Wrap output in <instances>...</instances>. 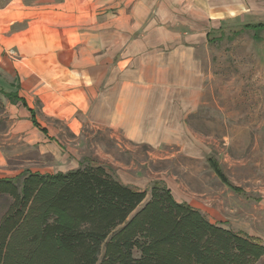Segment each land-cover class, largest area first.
Masks as SVG:
<instances>
[{"label":"crops","instance_id":"crops-1","mask_svg":"<svg viewBox=\"0 0 264 264\" xmlns=\"http://www.w3.org/2000/svg\"><path fill=\"white\" fill-rule=\"evenodd\" d=\"M258 23L264 24V0H0V91L17 97L0 93V123H7L2 135L59 157L63 149L50 126L60 119L200 158L203 145L186 119L201 104L202 57L224 27ZM206 161L226 178L215 159ZM75 163L29 170L66 172L81 165ZM22 172L5 168L0 148V178ZM229 229L264 244L260 236ZM255 264H264V255Z\"/></svg>","mask_w":264,"mask_h":264},{"label":"rangeland","instance_id":"rangeland-1","mask_svg":"<svg viewBox=\"0 0 264 264\" xmlns=\"http://www.w3.org/2000/svg\"><path fill=\"white\" fill-rule=\"evenodd\" d=\"M255 34L260 41L254 40ZM202 62L206 83L201 104L186 119L203 145L200 158L185 156L177 146L135 144L110 129L55 119L50 127L63 149L59 157L42 154L37 145L18 137H4L7 123L1 122L5 168L44 172L75 162L100 164L140 190L159 181L177 201L191 204L213 222L264 240V29L224 27L210 41ZM3 109L0 94L1 120H5ZM208 156L240 192L220 181L206 161ZM6 203L0 198V216Z\"/></svg>","mask_w":264,"mask_h":264},{"label":"trees","instance_id":"trees-1","mask_svg":"<svg viewBox=\"0 0 264 264\" xmlns=\"http://www.w3.org/2000/svg\"><path fill=\"white\" fill-rule=\"evenodd\" d=\"M0 198V264H255L264 255L263 243L210 222L161 182L134 189L100 164L0 178Z\"/></svg>","mask_w":264,"mask_h":264}]
</instances>
